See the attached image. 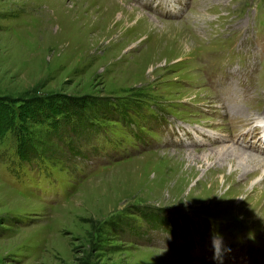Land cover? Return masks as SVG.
Here are the masks:
<instances>
[{
    "label": "rangeland",
    "instance_id": "374dc122",
    "mask_svg": "<svg viewBox=\"0 0 264 264\" xmlns=\"http://www.w3.org/2000/svg\"><path fill=\"white\" fill-rule=\"evenodd\" d=\"M263 124L264 0H0V264H264Z\"/></svg>",
    "mask_w": 264,
    "mask_h": 264
},
{
    "label": "bare ground",
    "instance_id": "6f19581e",
    "mask_svg": "<svg viewBox=\"0 0 264 264\" xmlns=\"http://www.w3.org/2000/svg\"><path fill=\"white\" fill-rule=\"evenodd\" d=\"M222 90L224 91V93H225V88L224 87H222ZM226 100H228V101H222L221 100V102L222 103H224V104H226L227 106L232 102V97L231 96H225L224 97ZM221 103V104H222ZM223 105V104H222ZM262 126H264V124L262 125ZM245 134V133H244ZM248 134V133H247ZM243 137H238L237 139L236 138H234V139H232L233 140V142H241V144L243 143ZM232 142V143H233ZM263 146L262 147H258L257 149L258 150H260V151H263V149H264V144H262ZM255 148V147H254ZM260 148H262V149H260ZM231 153H232V155L234 156V157H239V158H242L244 155H243V153H242V151H240L239 149H237V148H232L231 149V151H230ZM240 161V164H244L246 167H243V169H241V170H239V169H237L236 170V168H235V170H236V172L237 173H243V175L245 174V170L247 169V167H248V165H253V167L254 168H258L262 163H264V160L263 159H259V158H257V157H255V156H253V155H246V156H244V158H242V159H240L239 160ZM244 162V163H243ZM241 165V166H242ZM232 172V171H231ZM248 172V171H247ZM229 175V174H228ZM231 175V174H230ZM227 181H229V180H227Z\"/></svg>",
    "mask_w": 264,
    "mask_h": 264
},
{
    "label": "trees",
    "instance_id": "16d2710c",
    "mask_svg": "<svg viewBox=\"0 0 264 264\" xmlns=\"http://www.w3.org/2000/svg\"><path fill=\"white\" fill-rule=\"evenodd\" d=\"M22 143V142H21Z\"/></svg>",
    "mask_w": 264,
    "mask_h": 264
}]
</instances>
